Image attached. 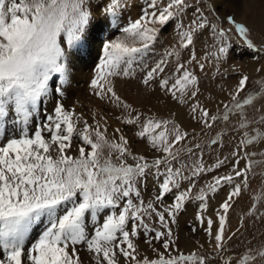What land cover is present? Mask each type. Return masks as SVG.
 Instances as JSON below:
<instances>
[{
	"label": "snow or ice",
	"instance_id": "snow-or-ice-1",
	"mask_svg": "<svg viewBox=\"0 0 264 264\" xmlns=\"http://www.w3.org/2000/svg\"><path fill=\"white\" fill-rule=\"evenodd\" d=\"M138 2L0 0V264H84L80 246L90 264H264V247L229 256L228 241L236 233L226 235L225 227L257 169L264 170V42L255 43L251 28L233 14L221 17L214 0H144L137 18L131 19L126 13ZM189 9L193 18L185 24ZM169 27L175 40L150 66L148 57L165 41ZM205 32L210 43L205 41L208 51L201 62L195 48ZM234 36L256 62L258 87H252L253 77L240 66L224 67L234 53ZM182 50L191 53L186 61ZM94 55L98 62L89 91L120 111L117 120L146 141L151 158L134 152L132 140L120 128L109 136L106 117L93 115L89 123L75 108L65 107V86L75 79L76 62ZM173 61L169 74L166 69ZM207 62L221 78L229 70L238 77L217 103L216 113L198 100L201 78L196 68L204 72ZM140 72L144 87L158 88L186 105L204 136L221 124L239 133L231 159L218 158L207 168L204 146L198 142L188 147L190 138L196 139L195 130L189 133L171 117L145 115L125 100L116 81L135 80ZM49 99L51 112L36 125ZM9 124L18 132L6 137ZM211 145L223 147V137L211 139ZM229 163V172L214 176L193 197L203 174ZM149 178L154 194L146 201ZM224 186L231 190L216 210V221L198 216L201 225L207 224L211 251L200 254L204 246L199 245L195 252L183 253L171 224L187 202H204L208 192L215 194ZM258 204L264 200L258 198L245 215H255ZM45 220L47 225L29 243L34 226ZM141 232L155 259L139 251L135 241Z\"/></svg>",
	"mask_w": 264,
	"mask_h": 264
},
{
	"label": "rangeland",
	"instance_id": "rangeland-1",
	"mask_svg": "<svg viewBox=\"0 0 264 264\" xmlns=\"http://www.w3.org/2000/svg\"><path fill=\"white\" fill-rule=\"evenodd\" d=\"M143 2L144 0H139L137 6H140L141 4H143ZM214 3L221 17L227 16L229 14H233L238 20V22L245 23L247 24L248 27L251 28L252 39L255 43L259 45L261 42H264V32H262L264 31L263 30L264 0H243L242 3L240 2V0H214ZM206 14L209 16V19L215 22V17L212 16L210 12ZM126 15L130 16L131 19H134V16L130 15L129 13H127ZM192 18H193L192 9H189L188 15L183 18L184 23L185 24L189 23ZM167 34L172 35L175 38L173 28L169 27L167 32L163 34L166 38L165 41L162 44H158L155 48V51L152 52L148 57V64L150 66H154V63L164 56L165 48L169 46V41L174 42V38L173 39L168 38ZM205 41L210 43V39L208 38L207 32L204 33V39L199 41L195 48V54L197 58L201 60V62H204L203 57L208 51L207 44L205 43ZM233 41H234L233 43L234 53L230 57L228 61V65H225L224 67H229L231 65L240 66L241 71L253 77L251 81L252 87L254 88L258 87L256 83L258 77L254 72V68L256 67V62L252 60V55L239 44L235 36L233 37ZM190 54L191 53L188 50H182L181 52L182 61H186L189 58ZM173 66H174V61L169 64V69H166V72H169L170 74V70L173 68ZM221 70L223 71V68ZM196 72L197 75L200 76L201 78V94L198 96V100L203 106L207 107L211 112L216 113L218 111L217 103L220 100L226 98L225 90L233 86L236 83L238 77L236 74L232 73L229 70L226 73V78H221V76L216 74L215 68L210 62L205 63L204 72H200L198 67L196 68ZM118 87L119 86L116 84L117 92L125 100L131 103L134 108H136L140 112H143L145 115L163 117V118L171 117L172 119L176 120L184 130L188 131L189 133H192L193 130H195L196 139L191 140L190 138L188 147H191L192 145L198 142L204 146L203 159L206 162L207 168H213L218 158L223 159L225 156H228L231 159V151L233 149V146L237 143L238 139L240 138V134L237 133L232 127L225 128L224 125L221 124L214 131H209L207 136H204L203 133L201 132L200 126L196 123V121L192 120L190 110L186 105L185 106L178 105L176 102L172 101L169 96L165 95L164 93L158 90L153 91L151 88L150 89L148 88V91L144 93L143 98L140 101H137L138 99L136 97V94H134L135 93L134 90L131 87H129L128 82L126 83L124 88L120 89V91L117 89ZM67 98L68 97H66L65 100H67ZM154 98L155 100H153ZM49 101L50 99L48 101L46 100L41 108V112H43L44 116L48 112V110L52 109L53 105L48 103ZM89 102L91 101H88V103ZM103 103L106 102L100 101L99 103H97V105L101 109L103 106L106 107L107 111L111 115V118H113L114 120L112 122L114 124L112 125L110 124L111 126L109 129L111 131L112 130L114 131L116 128H121V130L129 137V139L132 140L131 139L132 128L130 126L122 124L119 120H117V116L121 115L120 111L115 109L112 105L108 103L106 105ZM139 104L142 107H140ZM104 107L103 109H105ZM84 118L87 119L86 117ZM256 118L257 120L259 119V114L256 115ZM88 122L91 123V121L89 120ZM261 130H264V128H262ZM251 134L254 135V133ZM218 136L223 137V147L211 145V139H216ZM77 143L78 141L74 138L73 145L75 146V144ZM132 148L134 152H137L136 144H134L133 142H132ZM196 151L199 152L200 150L197 149ZM140 154L147 155L151 158V152L149 148H147L144 151V153H140ZM193 159H195V157ZM230 169H231V164L229 163L226 167H221L218 170L209 171L206 174H203L198 179L196 186L193 189V193H192L193 197L198 195L199 189L201 188L206 189L207 185L213 183L214 176L224 175L226 172H229ZM152 186L154 185L151 184V178H149L147 191L144 193V199L146 201L150 198V195L154 194V187ZM230 190H231V186H224L220 188L218 192L215 194L208 192V198L204 202H201L197 199H192L186 203L184 211H182L178 215L179 217L184 215L182 219L179 220L178 219L179 217H177V222L175 224H171V227L174 232V236L177 237L176 240L177 245L178 243H180L181 238L184 235L185 237L191 238L190 240L192 241L198 238L197 243H200L204 246V248L200 250V254H203L205 250L211 251V246L207 243V241L210 240L211 238L204 230L207 227V224L205 223L204 225H201L198 220V216L204 213L203 209H200L199 214L196 215L193 213H188L185 215V211L187 210L188 208L187 206L190 203L197 204L200 208H204L203 204L206 203L207 207L204 209L209 211L208 212L209 218H213V220L216 221L217 219L215 215L216 210L219 209V205L226 198ZM258 198L264 200V170L261 169H257L255 179L252 180L251 188L245 190V194L241 198H239L237 204L234 206V209L229 214V222L226 224L228 226V229L226 230V235H230L231 233H236V235L233 236L232 239L228 241L229 256L234 255L235 253L245 250L249 247L251 248L264 247V204L257 205L258 212L255 215H252L250 213L248 215H245L248 212L250 205H252ZM166 199H167V203L172 202L170 198H166ZM154 227L159 228V225L158 224L154 225ZM200 227L203 229L202 232L198 231ZM212 227L213 229H215L216 227L215 223L213 224ZM193 229H195V231H193ZM42 230H40L38 233L35 234L34 238L31 239V242L38 236V234ZM135 242L140 246L141 245H143L144 247L146 246L145 254L155 259V257L152 255L149 249V246L144 242L143 232H141L140 238ZM153 243L155 244V241ZM156 247L159 248L160 247L159 244H156ZM178 247L185 254H189L197 250L194 244L187 246L186 247L187 251L184 248H182L180 245H178ZM161 251H163V249H161ZM81 259L83 260L84 264H90V261L87 260L86 258L83 257Z\"/></svg>",
	"mask_w": 264,
	"mask_h": 264
},
{
	"label": "bare ground",
	"instance_id": "bare-ground-1",
	"mask_svg": "<svg viewBox=\"0 0 264 264\" xmlns=\"http://www.w3.org/2000/svg\"><path fill=\"white\" fill-rule=\"evenodd\" d=\"M141 6H142V4L140 6H137L136 9H134L131 13H129L130 15L134 16V19L137 18V16L139 15L138 11H139V9H140ZM262 32H264V31H262ZM108 35H109L108 31H105L104 36L105 37H108ZM167 37L168 38H172V39L174 38L172 35H169V34H167ZM174 40H175V38H174ZM96 62H98V61H97L95 55L93 56V58L88 59L86 61H79L78 60L76 62V68H75L76 76H75V79L73 81H71L70 85H66L65 86L67 88V92H66L65 98L66 97H68V98H67V100H65V98H64L63 102H64L65 107L67 109L75 108V111L78 114H83V116L86 117L89 121H91V123L93 122L92 121V116L93 115H95L98 120L100 119L101 116L106 117L107 120H108V125H109V127H108V134L111 136V134L113 133V130L111 131L109 128H110V126L112 124H114V123H112L114 120H113V118H111V115L107 111V108L106 107L103 106L106 109L105 110V109H103V107L101 109L97 105V103H99L100 100L96 96L92 95L91 92L89 91V83H90V80H91V78H92V76L94 74ZM142 76H143V73L140 72V73H138L137 78L135 80H131V81H129L127 79H119V80H117L116 81V84L119 86L117 89L120 91V89L121 88H124L125 85H126V83L128 82L129 87H131L134 90V92H135L134 94H136V97L138 99L137 101H140L143 98L144 93L146 91H148V88L144 87L141 83H139L140 82L139 80L142 78ZM156 90L159 91L158 88ZM86 98H88V99H86ZM150 100H151V98H150ZM153 100H155V98ZM88 101H91V102L88 103ZM48 103H50V104L53 105V102H52L51 99H50V101ZM154 103H152V104H154ZM103 104L106 105L107 103H103ZM47 106H50V105H47ZM140 107H142V106L140 105ZM45 109H46V107H45ZM50 112H51V110H48V112L45 115L50 114ZM43 117H44L43 112H41V114L37 116L35 124L38 125L41 122H43ZM101 123H103V121H101ZM131 130H132L131 131V136H132L131 139H132V142L134 144H136V151L138 153H144V151L147 148H149L148 145H147V143H146V141L145 140H139V139H137L134 136V129L132 128ZM14 131L15 132H18V129L17 128H14V126H12L11 124H9L8 125V128L6 130V133H5L6 137L7 136H11ZM151 184L154 185L153 182H152V180H151ZM152 187H154V186H152ZM187 207L188 208L185 211V215L188 214V213H193V214L196 215V214H199L200 209H203L204 213L201 214V215H203L205 218H209V214H208L209 211L206 210V209H204V208H200L197 204L190 203V204H188ZM183 216L184 215H182L180 217L178 216L179 217L178 219L179 220L182 219ZM46 225H47V221L45 220L44 223L38 224V225L34 226L32 232L29 235V243L31 242V239L34 238L35 234L38 233L40 230H42ZM215 225H216V223H215ZM225 227H226V230H227L228 229V226L226 225ZM215 230H216V227H215V229H213V232H215ZM198 231L199 232H202L203 229L200 227L198 229ZM190 239L191 238L185 237L183 235L182 238H181V241H180V243H178V245H180L185 250H186V247L189 246V245H191V244H194L196 248H198L199 245H202L200 243H197L198 238L196 240H194V241H192ZM145 247L143 245H141V246L139 245V251L142 252V253H146ZM80 248H81V250H80L81 258L84 257L87 260H89L88 254L83 249V246H80Z\"/></svg>",
	"mask_w": 264,
	"mask_h": 264
}]
</instances>
